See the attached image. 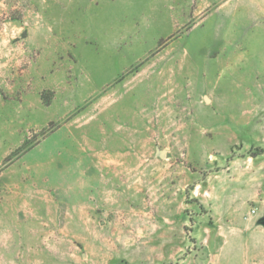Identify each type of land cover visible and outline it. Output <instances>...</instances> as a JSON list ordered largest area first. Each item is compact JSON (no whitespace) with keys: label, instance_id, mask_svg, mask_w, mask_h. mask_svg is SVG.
<instances>
[{"label":"rangeland","instance_id":"obj_1","mask_svg":"<svg viewBox=\"0 0 264 264\" xmlns=\"http://www.w3.org/2000/svg\"><path fill=\"white\" fill-rule=\"evenodd\" d=\"M0 264H264V0H0Z\"/></svg>","mask_w":264,"mask_h":264},{"label":"water","instance_id":"obj_2","mask_svg":"<svg viewBox=\"0 0 264 264\" xmlns=\"http://www.w3.org/2000/svg\"><path fill=\"white\" fill-rule=\"evenodd\" d=\"M159 155H160V157H164V153L163 152H160Z\"/></svg>","mask_w":264,"mask_h":264}]
</instances>
